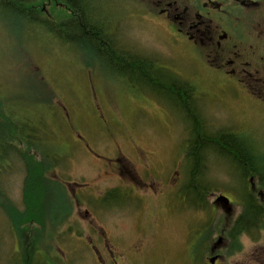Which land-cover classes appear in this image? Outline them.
I'll list each match as a JSON object with an SVG mask.
<instances>
[{
    "label": "rangeland",
    "instance_id": "obj_1",
    "mask_svg": "<svg viewBox=\"0 0 264 264\" xmlns=\"http://www.w3.org/2000/svg\"><path fill=\"white\" fill-rule=\"evenodd\" d=\"M125 5V29L142 55L165 63L171 77L197 89L190 106L207 118L209 132L235 129L251 139L264 164V109L214 86V74L191 46L174 42L147 19L142 6ZM28 29L0 5V99L19 113H43L47 139L42 142L56 147L62 158L52 176L79 200L74 198L71 217L41 245V264H209L219 226L242 210L240 190L243 183L251 188L249 177L243 181L228 156L208 152L205 176L212 189L203 197L207 206H199L181 192L187 191L191 121L175 107L177 97L115 78L84 49ZM85 59L94 67H85ZM175 169L182 170L184 180L173 193ZM23 178L24 166L17 164L6 183L18 204ZM113 189L117 196L106 198ZM221 193L233 203L229 219L223 208L211 209L213 195ZM0 234V264H10L20 258L18 244L12 232ZM247 237L250 246L245 250L242 244L229 255L231 242L223 236L225 248L218 252L223 258L216 264H229V257L231 264H264V231L254 234L258 239Z\"/></svg>",
    "mask_w": 264,
    "mask_h": 264
},
{
    "label": "trees",
    "instance_id": "obj_2",
    "mask_svg": "<svg viewBox=\"0 0 264 264\" xmlns=\"http://www.w3.org/2000/svg\"><path fill=\"white\" fill-rule=\"evenodd\" d=\"M39 1V5L19 6L15 0H0V5H4L5 8L17 14L24 10L30 14V22L34 28L38 29L36 32L42 29L43 34L48 33L51 36L55 27L53 20H56L58 10L65 9L67 6L64 4L62 8L55 2H50L51 0ZM68 14V12L65 13V15ZM97 34L101 38L100 33L95 31L92 32L89 41L81 35L78 39L83 43L80 44L83 47L89 42L95 49L103 50V55L96 56V62L101 63V58L105 56L107 61L116 64L117 68L129 69L131 78L135 80L140 78V86L170 93L177 97L176 104L184 106L186 110L194 111L182 96L180 87L185 83L170 75L164 76V71L156 65L155 60L142 55L141 52L138 56L133 52L115 54L100 48ZM58 40L70 46V41L65 37ZM86 60L85 67H94L93 60ZM42 116H44L43 113L41 115L19 113L0 99V231L6 229L12 232L20 255L18 260L14 259L10 264H41L37 254L41 248L42 239L66 222L73 211L74 197L61 179L52 176L62 158L56 147L42 142L47 139V125L42 122ZM241 138L243 137L239 134L230 131L214 134L193 129L186 138L188 164L185 174L187 191L190 192L188 198L193 197L199 205L204 202L203 197L212 189L205 176L206 159L208 152L212 151L228 156L234 168L239 170L243 181L245 176H255L253 180L255 189L262 188L258 191L264 195V164H259L255 158L251 160L248 157L244 145L238 143ZM245 161L249 162L246 168L240 166L241 164L244 166ZM17 164L24 166L21 204L14 201L6 187L7 179L15 172ZM242 191L244 189L240 190L241 212L230 223L224 222L222 226H219L220 236L223 235L228 242H231L230 250L227 249L229 255L242 249L240 240L242 233L257 239L254 237V232L264 229V197L261 199L256 195L255 190H246L243 193ZM117 193L118 189H113L105 195L106 198H110L114 195L116 197ZM198 205L196 203V206ZM61 211L63 214L60 213ZM0 236L3 235L0 234ZM1 240L2 237H0V253ZM224 248L225 245L221 249ZM13 252L12 257H18L17 252ZM209 255H212L211 248H209Z\"/></svg>",
    "mask_w": 264,
    "mask_h": 264
},
{
    "label": "flooded vegetation",
    "instance_id": "obj_3",
    "mask_svg": "<svg viewBox=\"0 0 264 264\" xmlns=\"http://www.w3.org/2000/svg\"><path fill=\"white\" fill-rule=\"evenodd\" d=\"M15 1L16 4L23 6H35L40 2L39 0ZM52 1L62 8L64 4L67 6L66 10H58L56 20L52 18L55 24L52 31L54 37L60 39L67 33L74 38L76 35H81L86 40L92 32H100L96 26H93V23H98L110 33L112 46L106 48L107 51L115 54L133 52L136 56L141 50L135 38L125 29L126 21L123 14L127 15L125 2L142 6L147 13V19L157 24L174 42L178 45H189L194 49L205 67L214 74L212 76L214 86L221 87V90L232 93L238 99L248 98L264 109V0H86L89 5L85 11L77 8V3L73 5L66 0L50 2ZM87 11L95 21L86 18L89 17ZM67 12L69 14L65 15ZM80 44L83 43L78 40L76 43L70 42L68 47L81 49L83 46ZM147 57L154 60L152 56ZM155 63L162 68L164 76L169 75L170 71L163 67L165 63L159 64L156 61ZM165 97L170 99L171 95ZM175 107L185 110L186 121L194 113L176 102ZM234 108L239 112L238 108ZM191 109L194 110V107ZM193 129L211 133L203 113L200 112L194 124L191 122L190 133ZM229 131L242 135L232 128L221 129L214 134ZM173 178L175 179L173 193H175L181 188V186L178 188L179 182L184 180L182 170H176L171 176L172 180ZM181 192L185 196L189 193L185 190ZM256 193L263 195L262 192ZM217 197L218 194L213 195L211 209L218 211L219 208H223L228 219L231 218L234 209L232 201L230 200L231 204L228 205L216 201ZM199 205L202 208L207 206H204V202ZM248 236L252 239L251 235ZM220 238L224 244L223 236L218 239ZM263 248L264 246L261 245V249ZM218 249L209 259L213 255H218V260L223 258L217 253Z\"/></svg>",
    "mask_w": 264,
    "mask_h": 264
},
{
    "label": "bare ground",
    "instance_id": "obj_4",
    "mask_svg": "<svg viewBox=\"0 0 264 264\" xmlns=\"http://www.w3.org/2000/svg\"><path fill=\"white\" fill-rule=\"evenodd\" d=\"M68 3H72L73 5L75 4V3H77L76 4V6L80 9V10H82V11H85V10H87V8H88V5H89V3H87L86 2V0H66ZM17 5H19V6H23V5H20L19 3L17 4ZM13 13V12H12ZM16 17H17V20L18 21H21V23L23 24V26L24 25H26V26H28V27H31V29H28V30H30V31H32V32H35L36 30H38V29H36V28H34V26H33V24H32V22H30V20H29V18H30V14H27V12H25L24 10H21V11H19L18 12V14L17 13H13ZM87 14H88V16L89 17H86L87 19H89V20H92V21H95V20H93V19H91L92 18V15L90 14V12L89 11H87ZM93 26H96L97 28H98V30L100 31L99 33H100V35H101V38H99L98 37V40L100 41V43H99V47L101 48H108V47H111L112 46V43H111V40L109 39V36H110V33H109V31L107 30V29H105L101 24H98V23H93ZM92 29V28H91ZM93 31H94V29H92ZM95 32V31H94ZM48 34V33H47ZM96 36H99L98 34L96 35ZM65 38H67V40L68 41H70V42H73V43H76V42H78V38H79V36L78 35H76V37L74 38V37H72V36H70V35H68L67 33L65 34V36H64ZM91 39V37H88V39H86V40H90ZM103 44V45H102ZM81 49H84L85 50V52L87 53V54H89L91 57H93V58H96V56H98V55H100V54H102L103 55V50L101 51L100 49H95L94 47H92L90 44H89V42H88V44L85 46V47H83V48H81ZM101 55V56H102ZM102 59V61H101V67L100 68H107V69H109V70H111L112 71V73L115 75L114 77L115 78H119L120 80H127V81H129L130 83L132 82V84H136V85H139V84H141V80H140V78H137L136 80L135 79H133V78H131V74H130V72H129V69H125V68H123V69H121V68H117L116 67V64H113L112 62H108L107 61V59L105 58V56H103V58H101ZM85 62H87V60L85 59L84 60V65H85ZM122 66H124V65H122ZM167 80H168V78H166ZM141 87H144V86H141ZM181 89H182V96H183V98L186 100L185 102H187V103H189L190 105H192L193 104V100H194V98L196 97V95L198 94V91H197V89L194 87V86H192V85H190V84H185V85H183L182 87H180ZM151 91H153V92H155V93H162V90L161 89H157V90H151ZM148 93V92H147ZM148 95V94H147ZM150 96H155V95H150ZM199 114H200V111H199V108L197 109L196 107H194V113L193 114H191L190 116H189V118L187 119L188 121H191L193 124L196 122V120H197V117L199 116ZM240 136H242L243 138H241L240 140H238L239 142L238 143H241L242 145H244V148L246 149V153H247V155H248V157L249 158H251V160L253 159L254 160V158L257 160V163H259V164H261V163H263V161H262V159H263V157H262V155H260V154H258V153H256L255 151H254V149H253V146H252V143H251V139H246V137H244L243 135H240ZM247 138H249L248 136H247ZM61 161V160H60ZM60 163V162H59ZM248 164H249V162H247V161H245V163H244V166L241 164L240 166H242V167H244V168H246V167H248ZM21 167V166H20ZM57 169V168H56ZM241 175V174H240ZM249 177V181H250V183H251V188H246L245 187V184L243 183L242 185H243V188L242 189H244V191H246V190H255V193H256V189H255V186H254V182H253V180L255 179L254 177L255 176H248ZM186 184H187V182H186ZM183 185H185V184H183ZM186 189H187V185H186ZM244 191H242V193L244 192ZM258 192H260L261 193V191H258ZM190 193V192H189ZM245 194V193H244ZM242 195V194H241ZM257 195V194H256ZM219 196V195H218ZM258 196L261 198V199H263V197H264V195H262V194H258ZM229 198V197H228ZM76 199V198H75ZM230 200V199H229ZM76 201H79L78 199H76ZM74 203H75V200L73 199V209H74ZM72 213H73V211H72ZM72 215V214H71ZM71 215L68 217V218H70L71 217ZM67 218V219H68ZM62 226V224L60 225V227ZM60 227H58L57 229H55V231H53L52 233H57V231L60 229ZM264 231V229H260V230H258V231H255L254 232V234L255 233H258V232H263ZM50 234H48L47 236H44V238L42 239V244H46L47 243V241H46V238L49 236ZM13 238V237H12ZM14 239V238H13ZM16 241V240H15ZM17 242V241H16ZM18 250H19V248H18ZM39 250H41V248L39 249ZM39 250H38V252H39ZM47 253V252H46ZM47 254H50L49 252L47 253ZM50 257V259L53 261V258L51 257V256H49Z\"/></svg>",
    "mask_w": 264,
    "mask_h": 264
},
{
    "label": "water",
    "instance_id": "obj_5",
    "mask_svg": "<svg viewBox=\"0 0 264 264\" xmlns=\"http://www.w3.org/2000/svg\"><path fill=\"white\" fill-rule=\"evenodd\" d=\"M216 201L218 202H222V203H225V204H228L229 205V198L225 195H219L216 199ZM222 245V238L218 239L215 244L212 246V253H214L216 251L217 248H219L220 246ZM216 260H217V256H213L211 259H210V262L211 264H215L216 263Z\"/></svg>",
    "mask_w": 264,
    "mask_h": 264
},
{
    "label": "clouds",
    "instance_id": "obj_6",
    "mask_svg": "<svg viewBox=\"0 0 264 264\" xmlns=\"http://www.w3.org/2000/svg\"><path fill=\"white\" fill-rule=\"evenodd\" d=\"M240 239H241V243L244 245L245 250H246L250 246V240L247 237V234L246 233H242ZM232 259H233V257H229L228 258L229 264H231V260Z\"/></svg>",
    "mask_w": 264,
    "mask_h": 264
}]
</instances>
